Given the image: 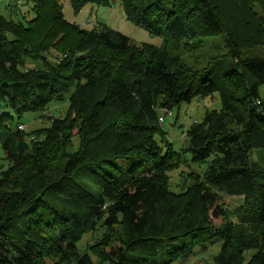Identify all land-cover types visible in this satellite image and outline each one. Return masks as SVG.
<instances>
[{"label":"trees","instance_id":"1","mask_svg":"<svg viewBox=\"0 0 264 264\" xmlns=\"http://www.w3.org/2000/svg\"><path fill=\"white\" fill-rule=\"evenodd\" d=\"M70 2L119 3L164 45L82 29L59 0L0 8V264H186L216 246L199 264H264V0ZM214 94L184 149L206 169L173 192L184 161L158 110ZM53 102L68 107L48 127L18 129ZM222 196L242 199L236 222Z\"/></svg>","mask_w":264,"mask_h":264},{"label":"rangeland","instance_id":"2","mask_svg":"<svg viewBox=\"0 0 264 264\" xmlns=\"http://www.w3.org/2000/svg\"><path fill=\"white\" fill-rule=\"evenodd\" d=\"M7 1V0H2ZM19 0L9 1V7L17 8L14 2L18 3ZM62 5L64 18L67 22L73 23L82 29L92 30L100 24H104L110 29L120 32L125 37L132 40L136 45L142 43L151 44L157 47L164 45V40L161 37L151 36L144 29L136 26L134 23L129 22L119 3L112 4L110 6H95L89 4L85 6L80 12H77L71 0H59ZM1 2V0H0ZM0 6L3 7L2 3ZM8 2V1H7ZM9 9V10H11ZM20 12L27 11V7H19ZM32 66V65H31ZM261 97L264 100V86L260 88ZM68 104L64 102H53L45 111L42 112H29L23 115L21 118H15V123L23 124V131L31 133L39 128L49 126V118H55L62 116L67 110ZM221 109V99L219 94H214L212 97L205 99L195 98L190 104H183L179 110L173 109L172 116L169 112L163 109L158 110L159 117L164 118V122L161 124V128L167 133V139L172 143L173 148L180 154V158L184 163L177 169L169 173L170 176V189L173 192H180L181 185L184 178L189 173L193 172L199 175L206 169V165H198L191 161V154L184 152L186 145V132L194 122H200L205 113L211 110ZM178 116V117H177ZM7 167L5 160V154L2 146H0V172ZM221 207L227 209L230 213V219L236 222V218L233 216V211L240 205L242 199L236 197L222 196ZM92 242V238L87 235L84 238L83 243ZM219 246L212 247L203 256H198L189 260L186 264H199L204 259L205 262L211 263L212 256L217 254Z\"/></svg>","mask_w":264,"mask_h":264},{"label":"built area","instance_id":"3","mask_svg":"<svg viewBox=\"0 0 264 264\" xmlns=\"http://www.w3.org/2000/svg\"><path fill=\"white\" fill-rule=\"evenodd\" d=\"M113 1L116 2L117 0H113ZM259 104H260V102H259ZM167 112H169V115L172 116V112H170V111H167ZM159 122L162 124L164 122V118L163 117H159ZM18 129L23 131L24 125L23 124H19L18 125Z\"/></svg>","mask_w":264,"mask_h":264},{"label":"crops","instance_id":"4","mask_svg":"<svg viewBox=\"0 0 264 264\" xmlns=\"http://www.w3.org/2000/svg\"><path fill=\"white\" fill-rule=\"evenodd\" d=\"M1 2H2V0H1ZM1 2H0V4H1ZM2 3H4L3 4V6H5L4 8H6V6H8L10 3H8L7 1H3ZM18 6V5H17ZM2 6H0V8H1Z\"/></svg>","mask_w":264,"mask_h":264}]
</instances>
